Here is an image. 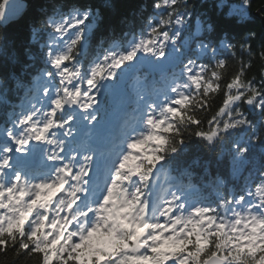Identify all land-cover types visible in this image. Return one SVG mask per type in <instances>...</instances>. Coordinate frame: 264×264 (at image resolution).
<instances>
[{
	"label": "snow or ice",
	"instance_id": "snow-or-ice-1",
	"mask_svg": "<svg viewBox=\"0 0 264 264\" xmlns=\"http://www.w3.org/2000/svg\"><path fill=\"white\" fill-rule=\"evenodd\" d=\"M254 2L227 5V23L239 31L205 42L199 37L215 26L189 0H156L138 41H124L136 27L135 17H125L120 23L129 32L101 36L87 64L111 0L99 6L49 0L27 36L0 37V74L25 97L47 101L13 111L10 126L0 127V258L8 264H264V159L253 163L239 191L213 201L190 202L179 189L162 196L153 186L160 169L183 163L193 137L212 151L243 131V144L232 143L234 176L254 146L264 157V4L255 10L257 23ZM8 3H0V24ZM142 15L140 8L135 16ZM193 20L195 31L184 35ZM189 41L197 60L207 62L187 57L184 63L179 50ZM169 46L180 73L156 95L138 94L137 117L107 155L93 161L82 154L91 147L68 149L58 135H70L63 130L75 120H96L101 88L108 87L103 81L121 65L132 68L126 62L141 52L149 54L142 62L157 66L150 57H165ZM45 156L51 163H33Z\"/></svg>",
	"mask_w": 264,
	"mask_h": 264
},
{
	"label": "trees",
	"instance_id": "trees-1",
	"mask_svg": "<svg viewBox=\"0 0 264 264\" xmlns=\"http://www.w3.org/2000/svg\"><path fill=\"white\" fill-rule=\"evenodd\" d=\"M1 1L2 0H0V3ZM111 2L113 7L105 11L103 24L98 26L95 31L93 46L90 49L89 57L88 60L85 61V64L97 55L98 50L96 45L101 36H108L109 34L123 36L125 32H129L127 26L120 23L125 17L129 19L135 17L136 27L129 32L127 36H124V41H132L134 38L138 41L141 30L146 28L148 18L153 14L154 10L152 5L156 0H111ZM240 2L241 0H189L190 6L200 15V19L207 23H212L215 26V31L211 33L205 32L199 39L205 42L211 39L215 42L222 38L225 30L230 31L233 35L236 31H239V28L234 24L230 25L227 23L229 18L226 17L225 13L228 11L227 5L237 6ZM47 3H49V0H33L21 16L0 24V35H7L9 39H15L21 34L27 36L29 24L39 19V9ZM95 3L99 6L103 3V0H95ZM261 4H264V0H255L251 10L252 16L256 18L257 23L258 17L255 10L259 8ZM140 8L143 9V15L135 16V13ZM194 31L195 21L193 20L192 26L184 35L188 36ZM122 44L125 47L128 46L123 41ZM107 46L106 43L105 47ZM100 51H102V49ZM179 51L183 52L186 57L184 59L185 64L187 63V57H190L197 63L207 62L204 59L197 60L198 52L194 41H189V46L181 48ZM166 54H171V46H169ZM159 58L161 57H155V59ZM255 67H260L259 58L256 60ZM120 69L121 72H123L129 68L123 65ZM180 69L181 65L178 62L168 71L147 72L143 66L134 68L129 78L126 80L125 87L129 88L130 83L138 79L147 87H150L152 82L155 81L154 85L156 84L163 88L165 81L171 78L172 75L179 74ZM254 73L255 69L253 71V74ZM118 76L115 78V81ZM0 79L5 80V84L0 85V127H8L10 125V122H7L8 116L13 111H20L21 102L27 99V97H25L22 88L16 87L15 82L10 76L0 74ZM109 100L110 94L107 92V94L102 97L103 107L98 108L97 120L101 119L103 116L102 113L106 111L105 108L108 107ZM99 106L101 105H98V107ZM246 139L247 135L243 131H238L233 135L231 140L226 141L222 145H217L214 150L209 151L198 138L193 137L187 142L188 152L184 157L183 163L180 165H167L163 169H160L157 174L160 177L158 181H162L163 177L167 175L170 181L175 185L171 188L179 189L184 195L187 193L188 188H192L190 194L198 201L204 202L213 201L218 195L227 193L230 189L239 191L245 185L244 178L248 176L253 163L264 159L261 155L259 145L254 146L252 150L246 154L245 159L247 163L241 161L240 174L238 176L233 175L235 161L232 143L241 142L243 144V141ZM193 161H198V163H193ZM171 182H169L168 186L171 185ZM0 264H8V262L0 258Z\"/></svg>",
	"mask_w": 264,
	"mask_h": 264
},
{
	"label": "rangeland",
	"instance_id": "rangeland-1",
	"mask_svg": "<svg viewBox=\"0 0 264 264\" xmlns=\"http://www.w3.org/2000/svg\"><path fill=\"white\" fill-rule=\"evenodd\" d=\"M140 54L144 57H149V54L147 53ZM169 56L172 57L171 54ZM126 64H131L134 66V61L126 62ZM121 67H123V65H121ZM132 68L137 67L134 66ZM132 68H129L130 70L127 69L123 72H121V69L116 70L118 75L124 72L126 74L123 85L116 84L115 78L118 75L114 78L103 81V83L108 87L101 88L100 96L98 97L97 108L103 107L102 97L105 96L107 92L110 94V100L108 101V107L105 108L107 110L102 113L103 117H101V119L97 121H90L87 119L75 120L70 123V127H66L63 130L64 133L70 132V135H58V138L63 137L62 139L65 140L66 145H68V149L77 147H91L95 149L94 152L83 151L82 154L92 155L93 161L99 160L101 158V153H104L106 156L111 145L118 141L123 130L131 121H133L137 117L138 113L136 101L138 94L156 95L157 91L161 89L160 86L156 84L154 85L155 81L152 82L153 85H151V87H147L142 81H139L138 79L132 81L129 88L125 87L126 80L129 78L130 73L133 71ZM159 99H163V97L160 96ZM133 101H135V103L131 104ZM29 103L35 104L37 107H40L41 105L47 104V101L37 94L34 98L27 97V99L22 101L21 107H26L29 105ZM98 105L101 106L98 107ZM129 105L130 107L128 108ZM77 111L82 112L83 110L78 109ZM97 115L98 111L96 112V116ZM84 125H87V127H84ZM33 143L36 142L33 141ZM45 150H47V146ZM44 162L51 163L50 161H46V156L37 158L33 161V163L37 166L41 165ZM94 170L95 164L93 165V171L89 172V175L95 176ZM159 179L160 177L158 175L156 176V178H153V186L156 193L163 196L168 193L177 191L176 188H171L175 185L170 181L167 175L163 177L162 181H158ZM169 182H171L170 186H168ZM191 189L192 188L187 189V193L185 194V196L190 202L198 201L194 196L190 194L192 191ZM168 198H170V196H168Z\"/></svg>",
	"mask_w": 264,
	"mask_h": 264
},
{
	"label": "water",
	"instance_id": "water-1",
	"mask_svg": "<svg viewBox=\"0 0 264 264\" xmlns=\"http://www.w3.org/2000/svg\"><path fill=\"white\" fill-rule=\"evenodd\" d=\"M33 0H9V3L6 5V12L8 13V19L4 22H8L11 19L18 18L21 16L25 10L28 8V6L31 4ZM1 3H4V0L1 1ZM152 61H159V64L157 66H153L149 63H144V57L141 55H138L135 59V66L143 65L146 69V71L150 72L152 70H159V68H164L165 70L171 68L176 61L169 58L167 55L165 57H162L160 60H155L153 57H150ZM126 75L121 74L118 78V84L123 85L125 81Z\"/></svg>",
	"mask_w": 264,
	"mask_h": 264
},
{
	"label": "clouds",
	"instance_id": "clouds-1",
	"mask_svg": "<svg viewBox=\"0 0 264 264\" xmlns=\"http://www.w3.org/2000/svg\"><path fill=\"white\" fill-rule=\"evenodd\" d=\"M262 16H264V13H262L261 14ZM259 23V22H258ZM4 35H0V37H3ZM179 54V53H178ZM4 59H7V58H4ZM45 151H47V150H45ZM262 162H264V161H262Z\"/></svg>",
	"mask_w": 264,
	"mask_h": 264
}]
</instances>
